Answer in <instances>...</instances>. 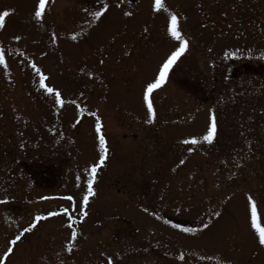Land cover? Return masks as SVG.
Instances as JSON below:
<instances>
[{"label": "rangeland", "instance_id": "374dc122", "mask_svg": "<svg viewBox=\"0 0 264 264\" xmlns=\"http://www.w3.org/2000/svg\"><path fill=\"white\" fill-rule=\"evenodd\" d=\"M161 5L46 0L37 18L39 0H0L2 264H264L248 199L264 227V0ZM173 14L188 47L149 94L153 118Z\"/></svg>", "mask_w": 264, "mask_h": 264}, {"label": "snow or ice", "instance_id": "6c2138e0", "mask_svg": "<svg viewBox=\"0 0 264 264\" xmlns=\"http://www.w3.org/2000/svg\"><path fill=\"white\" fill-rule=\"evenodd\" d=\"M45 3L46 0H39V6L35 11V16L37 18L41 17L42 12L45 8ZM161 0H155V7L157 9L161 8ZM9 15V13L7 11L3 12L2 14H0V25H3L4 23V19L5 17H7ZM101 15V13L99 11L94 13V16L99 17ZM126 15H130V13H126ZM169 31L171 32V35L173 37H175L177 40H180L181 43L179 45V47L175 50L172 51L171 54L162 62V65L159 67L158 69V75L154 78V80L152 82H148L146 84V88H145V92H144V99L147 101V107H148V112L152 115V117L154 118L155 116V111L153 108V104L151 99L149 98V94H151L153 92L154 89L159 88L164 82L165 79L168 75L169 69L173 66V64L176 62L177 58L186 50V48L188 47V41L187 40H183L181 37L180 32L177 30V16L175 14L172 15L171 17V27L169 29ZM17 39H19V37H17ZM73 39H76L75 36H73ZM4 62V58H3V54L0 53V63ZM32 68L36 70V72L39 74V82L42 88H45V90L49 93V94H54L55 95V102L58 104H63V101L61 100L60 96V92L58 90H56L53 87H49L45 85V80L47 79V77L41 72V70L39 68L36 67L35 64L32 65ZM93 116H96V113H92ZM96 131L97 133L101 132V122L99 117H97L96 119ZM216 132V121H215V116L213 115L211 118V125L208 129L207 135H205L203 137L204 140L206 141H211L213 138L214 133ZM188 141H185V143H187ZM192 144H196L197 141L195 138H193L191 140ZM99 144H100V150H101V155L99 157V164H93L92 168H91V178L88 180V195H85L83 197V203L84 205L88 204L89 201V195H94L93 192V181L96 178V172H97V168L101 165L104 164L106 158H107V153H108V148H107V142L105 139V136L103 134H101L99 136ZM181 163H183V161H181ZM67 199L72 200V197H68ZM250 203H251V227L253 229H255V231L258 233V242L261 246H264V227H261L260 223H258V216H257V205L255 200L252 199L251 196L248 197ZM63 211L65 213L68 212L67 209H63ZM56 215V213L53 212H49L48 216H53ZM84 216H87V212H83ZM217 216L220 215V213H216ZM71 219V217H69ZM42 217L41 216H37L36 220L39 221L41 220ZM35 227V225L30 226L29 228H26L24 231L25 232H30L32 231V228ZM69 227H71V225H69ZM176 227H179V225H176ZM205 228L208 227L207 224L204 225ZM185 232H191L193 231L190 228H185L184 229ZM23 235V233L16 235L14 239H12L9 243L10 245H15L17 243V241L21 240V236ZM71 237L74 239L76 237V232L73 230L71 232ZM13 251L12 247L9 246L7 248V250L3 253L4 257H7L9 255V253H11ZM0 264H2V259H0Z\"/></svg>", "mask_w": 264, "mask_h": 264}, {"label": "flooded vegetation", "instance_id": "af4514ba", "mask_svg": "<svg viewBox=\"0 0 264 264\" xmlns=\"http://www.w3.org/2000/svg\"><path fill=\"white\" fill-rule=\"evenodd\" d=\"M1 131V130H0ZM2 132V131H1ZM5 207L7 210L11 211V212H26L28 209L18 203H15V202H9V201H5ZM35 224V222H34Z\"/></svg>", "mask_w": 264, "mask_h": 264}]
</instances>
